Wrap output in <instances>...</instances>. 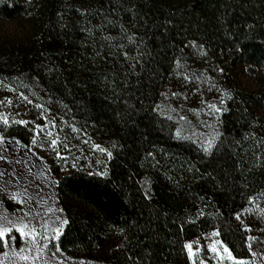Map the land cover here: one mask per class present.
Listing matches in <instances>:
<instances>
[{
	"label": "trees",
	"instance_id": "16d2710c",
	"mask_svg": "<svg viewBox=\"0 0 264 264\" xmlns=\"http://www.w3.org/2000/svg\"><path fill=\"white\" fill-rule=\"evenodd\" d=\"M115 5L116 0H0V100L20 104L0 112H19L18 119L44 124L43 111L48 121L54 117L80 129L74 133L62 124L71 145L80 135L113 153L111 158L103 153L100 165L78 157L79 172L70 167L76 155L68 156L64 168L55 156L47 157L60 181L59 204L72 221L58 242L60 250L104 264H127L126 255L133 253L141 264H188L182 242L215 227L234 255L247 258L248 233L240 231L234 214L248 206V196L264 199L258 195L264 192V145L257 144L250 156L243 139L253 132L264 138V0H127L109 19L119 18L151 53L135 72L114 42H90L79 30L87 19L99 23L92 18L97 10L111 12ZM108 34L116 36L118 29ZM192 40L203 43V50L191 47ZM219 80L230 84L234 97L226 99L221 132L241 145L235 154L226 147L204 159L193 141L175 138L174 120L154 109L165 94H189L192 87ZM19 92L33 103L19 101ZM124 100L136 110L119 117ZM8 135L27 144L32 132L13 125ZM195 194L204 197L197 203L206 215L193 225L184 222L196 219Z\"/></svg>",
	"mask_w": 264,
	"mask_h": 264
},
{
	"label": "snow or ice",
	"instance_id": "6c2138e0",
	"mask_svg": "<svg viewBox=\"0 0 264 264\" xmlns=\"http://www.w3.org/2000/svg\"><path fill=\"white\" fill-rule=\"evenodd\" d=\"M111 4L112 0H108ZM127 0H116V5L113 6L111 12H101L97 10L95 16L92 18L99 17V23L92 25L91 19H87L85 24L80 27V31L85 34L86 38L93 43H102L107 46L108 43H112L117 52L123 56L124 61L128 63L130 72H135L136 65L141 61L145 55H151L147 51L145 41L143 38L137 37L135 33L129 34L128 28L120 23V19L116 18L113 20L109 19V16H112L118 8H123V3ZM126 12H132V8L123 9ZM82 16L89 15L86 11L77 9ZM58 16L63 18V13H58ZM135 15V13H133ZM91 25V26H90ZM252 27V26H249ZM64 28H67V25L62 26V31ZM111 29H118V34L112 36L111 34L105 35V33H110ZM55 30V29H53ZM94 31L99 33L97 37L94 35ZM191 47L197 48L198 50H203L204 45L201 43L197 46L196 41L192 40L190 42ZM135 53L131 54L128 49ZM109 51L112 48L108 49ZM99 55V52L97 53ZM204 55H207V52H203ZM175 65L177 69L181 66V61L179 58L175 59ZM53 69L49 68V71ZM220 73H223L224 69H217ZM179 75V72H177ZM185 80L199 79L196 76H184ZM2 83V82H0ZM11 91H16L14 88L10 89ZM211 90V87L209 88ZM173 96H176L177 93L173 92ZM228 100L234 99L233 96L223 93ZM18 100L21 102H26L32 104L33 101L29 99L24 92H19L17 94ZM187 99V97H185ZM142 103V101H141ZM221 104L225 103V100L220 101ZM124 112H118L117 116L123 117L125 114L131 116L132 112L136 110L135 105L129 104L127 100L123 101ZM20 104H13V101L10 99L0 100V107L9 108V107H19ZM36 108L43 110L44 105L36 104ZM206 107L209 109L208 115L212 116L215 119L223 111L221 107H218L215 104H207ZM155 111H159V106H157ZM50 112L51 110L48 109ZM245 111H247L245 109ZM21 114L16 112L13 116L10 112H0V145L5 147L0 150V179L3 180V183L0 184V207L4 205L5 201L14 202L16 205L15 211L8 212L6 208H3L0 211V264H50V262H55V264H61L60 261L55 260L57 253L60 251L58 242L60 241L61 236L66 235L65 229L69 228L72 221L67 217L64 209L53 208L51 205L58 203V197L51 200V204L47 206L44 210V206L35 199V197L30 193L29 188L32 185L33 181L29 179L32 175L31 168L29 167L27 171H21L20 166L25 163L23 160L19 159H9V155L15 153L16 147L27 151L32 155H36L34 150L44 149L50 152L55 153V158L58 161L62 162V168L69 166L68 165V156L71 155L72 146L68 141V136L65 135L63 140H61L60 133L63 131V128H58L56 120L53 119L48 121L47 116L44 112H41L40 119L45 121L44 124H35L34 121H28L24 119H18ZM168 120H171V116L166 117ZM185 117H180V120H185ZM206 129H210V132L205 133L201 138L194 141L199 145L198 151L203 153L204 159L208 157H213L215 154L222 153L227 147L233 149V154H235V147L241 145V141L233 139L231 143L228 142L227 137L224 136V133L218 130L219 121L216 125L201 122ZM32 124L33 127L28 129V125ZM62 124L68 126L71 132L79 133L80 129H77L74 124L68 125L66 120L62 121ZM15 126H24L25 129L32 132L31 139L29 143L24 144L16 137H10L8 131L10 128ZM175 138L177 139H190L189 136H181L179 129L175 131ZM194 135H196L194 133ZM223 137V138H222ZM245 141L248 142L250 156H255L256 153L252 151L257 144L264 145V138L257 139L255 133L245 134ZM87 143V141H85ZM15 146V147H14ZM115 147V145H113ZM244 146H241L243 150ZM11 149V152H9ZM61 149L64 153L62 154ZM93 150L99 151L100 153H106V155L111 158L113 153L106 148L101 147L99 144H93ZM264 151V149H261ZM149 156H152L153 153L149 152ZM40 160H43V157H37ZM78 157L72 156V163L70 167L76 169L79 172L81 169L77 164ZM191 170V169H189ZM41 175L48 181V186L52 189H55L60 181L55 179H49L51 177V168H44L41 172ZM87 175L92 176H106L107 172H89ZM211 175L210 173L208 174ZM203 178V176H202ZM72 179L75 180L76 176L73 175ZM215 180V177H212ZM196 199L193 200V206L196 208V219L185 220L184 223L195 225L197 221L205 217V212L203 208L198 206V201L202 202L204 197L195 194ZM260 196H264V192L258 193ZM145 199H150V193L145 191ZM247 202L252 205L256 202V196H248ZM34 208L38 209L34 211ZM259 208V205H257ZM251 209H245L244 212H250ZM261 214L264 215V210H260ZM242 212H236L234 214V219L239 222L240 231L243 233H251L252 228L246 226L242 220ZM166 215V213H165ZM175 222V221H173ZM184 223L180 224V230H184ZM123 233V229L120 230ZM264 231V230H261ZM221 232L218 228H212L209 232H204L202 235L196 236L193 240H185L181 244V249L186 253L188 264H206L204 253L207 251L211 253V256L215 258V264H255V260L252 258L259 259L262 264H264V251L257 252L254 250L255 245L264 244V240H260L257 237L251 235L244 236V244L248 250V258L238 257L233 254L232 249L224 243L222 239H219ZM23 241V247H16L17 239ZM127 239V237H125ZM201 240L204 243H201ZM55 249V251H53ZM128 251H131L130 249ZM145 255H150V253H145ZM127 264H141V256L139 254L133 253L132 255H126Z\"/></svg>",
	"mask_w": 264,
	"mask_h": 264
},
{
	"label": "rangeland",
	"instance_id": "374dc122",
	"mask_svg": "<svg viewBox=\"0 0 264 264\" xmlns=\"http://www.w3.org/2000/svg\"><path fill=\"white\" fill-rule=\"evenodd\" d=\"M210 87L211 90H209ZM230 88L231 87L229 83L219 80L218 82H212V84L207 83V85L198 87L196 89L192 87V90L189 94H177L176 96L165 94L158 104L159 111L163 114L171 116L174 122L177 124V129L180 130L181 136H189V140L194 142L201 138L203 134L210 132V129L204 128L203 124L201 123L202 121L213 125H216L219 121L218 130L221 132V117L225 110L227 99L223 93H227L229 95ZM185 97H187V99H185ZM222 99L225 100L224 104L220 103ZM206 103L215 104L218 107H221L223 109L222 113L213 119L212 116L207 114L209 109L206 107ZM181 116L185 117L186 119L180 120ZM53 119L55 118L53 117L49 120ZM56 123L58 128H63V131L60 133L61 140H63V137L68 135V132L59 120H56ZM194 133L196 135H194ZM85 141H87V143H85ZM93 144L94 143H92V141L87 137L77 135L74 141L72 140L71 155H76L77 157L86 156V160L93 164L96 163L95 165H100L103 153L94 151ZM195 144L199 147L197 143ZM3 148L4 147L0 145V150ZM89 149H91V152H89ZM34 151L36 152L35 156L16 147L15 153L9 155V159H19L25 161V163L20 166L21 171L26 172L29 167L31 168L32 175L29 177V179H31L33 183L30 186L29 191L35 197V199L44 206V210H46L47 206L51 204V200L48 198L52 197V199H56L58 197V186L55 189L50 188L48 186V181L41 175V172L44 168L50 167L47 157L51 158V156H55V153L44 149H36ZM61 151H63V149H61ZM9 152H11V149H9ZM37 157H43V160H40ZM49 179L59 180L54 175L52 170L51 177H49ZM2 183L3 180L0 179V184ZM257 205H259V208H257ZM51 206L53 208L61 207L59 201L58 203L52 204ZM3 208H6L7 211L11 213L15 211L16 205L14 202L5 201L4 205L0 207V211H2ZM245 209H251V211L244 212ZM245 209L242 212L244 213L242 215V219L245 223H247L246 226L252 228V232L248 233V235L257 237L260 240H264V231H261L264 230V215H262L260 211L264 210V199H259L255 202V204L252 205L248 204ZM35 210L38 209L34 208V211ZM193 239H195V237L191 240ZM219 239H222L221 235ZM201 243L203 244L204 241L201 240ZM16 247H23V241L21 240L19 245L16 244ZM254 250L258 253L264 251V244H254ZM53 251H55V249H53ZM204 257L206 264H215V258L211 256V253L206 251L204 253ZM0 259H3V257H0ZM252 259L255 260V264H262L259 259ZM55 260L60 261L61 264H104L100 262L69 257L66 256L61 250L57 253ZM5 264H7V261H5ZM50 264H55V262H50Z\"/></svg>",
	"mask_w": 264,
	"mask_h": 264
},
{
	"label": "crops",
	"instance_id": "0c3cea01",
	"mask_svg": "<svg viewBox=\"0 0 264 264\" xmlns=\"http://www.w3.org/2000/svg\"><path fill=\"white\" fill-rule=\"evenodd\" d=\"M3 147H5L4 145H2Z\"/></svg>",
	"mask_w": 264,
	"mask_h": 264
}]
</instances>
